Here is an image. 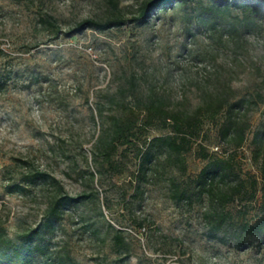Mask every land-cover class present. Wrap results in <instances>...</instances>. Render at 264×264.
<instances>
[{"label": "rangeland", "instance_id": "obj_1", "mask_svg": "<svg viewBox=\"0 0 264 264\" xmlns=\"http://www.w3.org/2000/svg\"><path fill=\"white\" fill-rule=\"evenodd\" d=\"M145 1L0 0V218L17 240L45 222L55 193L81 196L43 229L47 254L29 264H54L58 253L80 264H264V237L245 225L264 214L252 142L264 123V12L233 0H184L143 23L77 29L85 18H130ZM215 92L258 101L240 147L207 118L181 152L149 142L171 131L156 122L135 126L129 142L107 153L111 114L126 112L124 104L152 94L192 111ZM203 148L234 153L219 191L243 185L223 206L197 184ZM30 170L48 177L23 182ZM14 182L24 189L11 191Z\"/></svg>", "mask_w": 264, "mask_h": 264}, {"label": "trees", "instance_id": "obj_2", "mask_svg": "<svg viewBox=\"0 0 264 264\" xmlns=\"http://www.w3.org/2000/svg\"><path fill=\"white\" fill-rule=\"evenodd\" d=\"M178 1L184 0H148L141 5L138 14L130 18L117 14L100 20L85 18L79 22L77 29L87 26L105 29L121 25L126 21L143 23L148 21L151 12L155 9L168 7ZM219 1L228 2L230 0ZM233 1L235 3L251 4L256 12H264V2L261 0ZM42 21L51 25L56 33L60 31L59 23L51 17H43ZM260 99L263 101L264 97L261 96ZM134 102V104H124L121 107L126 112L111 114L112 130L105 146L107 153H112L119 143L129 142L135 134V126L142 125L147 127L156 122L164 126H170L171 131L157 135L151 138L149 142L157 141L166 145L172 151L181 152L190 145L192 139L200 135L203 122L207 118L216 123L220 137L224 140L228 139L236 149L245 141L250 127V122L247 118L248 112L253 105L258 104V101L251 95L231 98L218 92L206 96L192 111L168 108L161 98L152 94L147 98L137 97ZM252 142L254 144L253 156L254 159L261 160L260 167L264 179V123L253 131ZM217 153L205 148L199 151L205 163L198 172L196 181L201 192H206L211 200H215L216 197L223 206L235 197V192L233 191L241 190L243 182L241 180L234 184L232 186L233 191H219V182L234 171L235 158L233 152H228L226 156H221ZM47 177L48 173L46 171L30 170L24 174L22 180L26 183H32ZM9 189L11 191L23 190L24 185L14 182ZM79 199H81V196H73L61 191L55 193L47 206L45 222L20 231L17 235V240L10 236L5 223L0 218V264H29L34 253L39 251L47 254V249L39 242L43 229L50 227L53 221L60 216L63 205ZM218 214L216 228L222 227L225 219L223 213L219 212ZM245 225L250 231L259 232L264 237V214L256 222L245 223ZM52 259L54 264H80L69 253H58L52 256Z\"/></svg>", "mask_w": 264, "mask_h": 264}, {"label": "built area", "instance_id": "obj_3", "mask_svg": "<svg viewBox=\"0 0 264 264\" xmlns=\"http://www.w3.org/2000/svg\"><path fill=\"white\" fill-rule=\"evenodd\" d=\"M214 149L218 150L219 149V145L214 146Z\"/></svg>", "mask_w": 264, "mask_h": 264}]
</instances>
